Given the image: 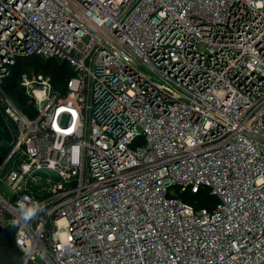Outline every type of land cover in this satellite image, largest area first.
Instances as JSON below:
<instances>
[{
	"label": "built area",
	"instance_id": "1",
	"mask_svg": "<svg viewBox=\"0 0 264 264\" xmlns=\"http://www.w3.org/2000/svg\"><path fill=\"white\" fill-rule=\"evenodd\" d=\"M31 56L74 74L21 73L34 115L3 92L0 226L27 259L264 264V0H0V84Z\"/></svg>",
	"mask_w": 264,
	"mask_h": 264
},
{
	"label": "trees",
	"instance_id": "2",
	"mask_svg": "<svg viewBox=\"0 0 264 264\" xmlns=\"http://www.w3.org/2000/svg\"><path fill=\"white\" fill-rule=\"evenodd\" d=\"M34 68L36 71L49 74L52 78L53 87L55 90H64L67 79L74 74L71 67L66 64L44 60L38 56H31L28 58H21L17 64L12 67L11 74L3 80L4 92L18 105V107L29 115H34L32 104L28 102V96L20 88L19 76L27 68ZM30 109V110H28ZM7 148L5 149V151ZM5 151H3L5 153ZM183 199L195 207L202 205H209L211 196L207 192H200L197 194H186Z\"/></svg>",
	"mask_w": 264,
	"mask_h": 264
},
{
	"label": "water",
	"instance_id": "3",
	"mask_svg": "<svg viewBox=\"0 0 264 264\" xmlns=\"http://www.w3.org/2000/svg\"><path fill=\"white\" fill-rule=\"evenodd\" d=\"M35 173L58 177V172L48 168H40ZM18 224L0 226V264H36L27 259L15 242V234Z\"/></svg>",
	"mask_w": 264,
	"mask_h": 264
},
{
	"label": "rangeland",
	"instance_id": "4",
	"mask_svg": "<svg viewBox=\"0 0 264 264\" xmlns=\"http://www.w3.org/2000/svg\"><path fill=\"white\" fill-rule=\"evenodd\" d=\"M31 69L32 67H30V69L28 70ZM0 87H1L0 89V166H1L12 148V142L14 140L15 122L13 118L6 113L5 110L6 100L5 97L3 96V92H4L3 83L0 84ZM28 102L31 103L29 100ZM33 109L34 106L32 107V110ZM6 148L7 150L5 151ZM3 151H5V153ZM0 189L7 195L10 194L11 192L7 184L3 182L0 183Z\"/></svg>",
	"mask_w": 264,
	"mask_h": 264
},
{
	"label": "clouds",
	"instance_id": "5",
	"mask_svg": "<svg viewBox=\"0 0 264 264\" xmlns=\"http://www.w3.org/2000/svg\"><path fill=\"white\" fill-rule=\"evenodd\" d=\"M41 207L42 205H40L39 203H33L32 206L26 208L23 205H21L22 218L24 220H30L37 214V212L40 211Z\"/></svg>",
	"mask_w": 264,
	"mask_h": 264
}]
</instances>
